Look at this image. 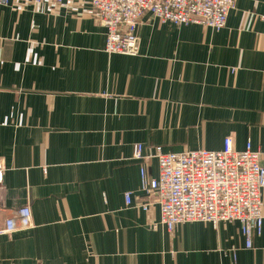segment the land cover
<instances>
[{"label":"crops","instance_id":"obj_1","mask_svg":"<svg viewBox=\"0 0 264 264\" xmlns=\"http://www.w3.org/2000/svg\"><path fill=\"white\" fill-rule=\"evenodd\" d=\"M137 35L138 56L108 55L89 3L0 4V231L25 207L32 221L0 235V264H264V222L252 249L240 222L154 229L133 160L137 144L231 138L264 165V0H238L220 32L145 14ZM146 169L158 176L155 159Z\"/></svg>","mask_w":264,"mask_h":264},{"label":"built area","instance_id":"obj_2","mask_svg":"<svg viewBox=\"0 0 264 264\" xmlns=\"http://www.w3.org/2000/svg\"><path fill=\"white\" fill-rule=\"evenodd\" d=\"M12 0H0L8 5ZM86 2L95 11V18L106 31L105 52L108 55L138 56V28L145 14L162 24L178 27L206 26L216 32L224 30L238 0H33ZM155 159L158 176L150 179L146 163ZM133 160L142 162L140 191L147 198L155 196L160 219L153 228L172 233L187 223L240 222L246 249L253 248V235L262 234L264 165L262 154L248 142L243 151H236L231 138L224 141L221 151L196 150L166 153L156 148L153 156L144 154L142 144L133 149ZM4 171L0 169V192ZM132 193L126 194L128 207L133 205ZM150 203L139 206L147 212ZM32 228L30 208L20 209L6 222L2 234Z\"/></svg>","mask_w":264,"mask_h":264},{"label":"rangeland","instance_id":"obj_3","mask_svg":"<svg viewBox=\"0 0 264 264\" xmlns=\"http://www.w3.org/2000/svg\"><path fill=\"white\" fill-rule=\"evenodd\" d=\"M141 24H142V22H141ZM141 24H140V25H141Z\"/></svg>","mask_w":264,"mask_h":264}]
</instances>
